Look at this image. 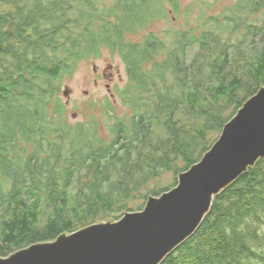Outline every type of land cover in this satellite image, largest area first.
I'll list each match as a JSON object with an SVG mask.
<instances>
[{
	"label": "trees",
	"instance_id": "1",
	"mask_svg": "<svg viewBox=\"0 0 264 264\" xmlns=\"http://www.w3.org/2000/svg\"><path fill=\"white\" fill-rule=\"evenodd\" d=\"M168 1L169 9L163 0H0V256L125 211L131 193L146 202L173 188L178 174L198 162L206 132L222 131L264 86V49L241 77L227 70L229 51L242 42L233 46L212 28L153 30L179 13L178 2ZM240 22L229 12L213 25L232 32ZM143 32L139 41L129 39ZM195 44L198 54L188 64ZM104 49L121 58L128 78L124 88L114 86L113 98L129 116L116 119L108 97L101 106L104 120H112L111 141L99 138L101 120L68 123L55 87L77 62L100 58ZM227 107L234 109L224 118ZM182 110L201 121L193 132L178 118ZM155 124L167 129V139H154ZM135 142L148 149V161L141 153L130 158ZM117 145L123 159L112 155ZM178 157L181 167L173 165ZM163 169L173 172L172 185L143 184ZM255 261L264 263V156L214 195L195 232L159 264Z\"/></svg>",
	"mask_w": 264,
	"mask_h": 264
},
{
	"label": "water",
	"instance_id": "2",
	"mask_svg": "<svg viewBox=\"0 0 264 264\" xmlns=\"http://www.w3.org/2000/svg\"><path fill=\"white\" fill-rule=\"evenodd\" d=\"M263 156L264 86L223 126L203 158L179 173L173 188L149 196L143 209L33 243L0 256V264H159L195 232L214 195Z\"/></svg>",
	"mask_w": 264,
	"mask_h": 264
},
{
	"label": "rangeland",
	"instance_id": "3",
	"mask_svg": "<svg viewBox=\"0 0 264 264\" xmlns=\"http://www.w3.org/2000/svg\"><path fill=\"white\" fill-rule=\"evenodd\" d=\"M166 9L171 8V4L168 0H163ZM178 2L179 13L175 15H169L166 20H160L157 22L152 29L159 30L165 28V26L175 27L176 29H189L193 28L196 33L202 32L203 30L213 29L216 33H219V37L222 40H229L231 45H236L237 42H242L239 47H233L229 51L230 65L227 70L230 74L237 76H245L250 72L248 70L252 56L258 55L264 49V0H174ZM191 7L190 12L186 14L187 8ZM238 9V10H237ZM253 9V10H252ZM231 12L233 15H237L241 18L239 26L232 32H227L219 24L213 25V22L220 18L222 20L225 13ZM228 22L224 21L226 26ZM223 30V31H222ZM226 33H232L231 39ZM143 33L137 35H131L129 39L133 41H139L142 39ZM199 45L195 44L187 52L186 60L189 64L193 57L198 54ZM112 66V78L107 79L101 77L103 71H108V66ZM96 68V70H95ZM128 78L124 69L123 61L117 55H112L108 49L102 50L100 58L80 60L75 64L72 72L65 73L60 80L55 84L58 92L57 97L61 100V103L66 114L67 122L74 124L75 122L88 123L92 119L97 121L101 120L102 125L99 129V138L103 141H111L112 136L109 130V124L112 120H104V115L101 112V106L106 97L110 98L113 106V113L116 119H121L124 115L129 116V109L125 104L122 103L121 99L116 96L114 99L109 94V90L114 91V86L125 87ZM107 84L109 86H107ZM69 90L67 95L63 92ZM244 94V93H243ZM242 96V95H241ZM225 107L227 105H224ZM234 107V106H233ZM233 107H227L224 109L222 116L229 117L232 114ZM72 113H76V117L72 116ZM178 118L187 124V129L193 132L195 127L201 123L191 117H189L184 110L178 113ZM193 123L197 124L194 125ZM155 140H165L169 137L167 129L163 125L155 124L152 127ZM220 132H214L208 130L206 132L207 141L201 140L204 143L202 150L197 152V160L200 161L205 153L203 149L205 146H212L215 141L220 137ZM134 150L132 151L131 159L137 156V153H141L142 157L146 161L149 160L148 149L142 147L139 143H134ZM117 150V152H116ZM137 151V152H136ZM113 156L123 159L124 149L117 145L114 150ZM140 156V155H139ZM128 162L129 160H125ZM115 162V161H114ZM117 168L124 166L123 162H115ZM174 166L181 167L183 160L178 157L173 163ZM145 167V163L143 164ZM84 170L80 184H84ZM174 182V174L170 170H161L160 176L156 179H149L145 183L146 187L153 188L154 186H167L169 187ZM6 186L5 188H8ZM68 191L69 198H74L76 195L75 184L71 185L66 189ZM131 193L125 200L127 207L125 211H140L139 208L145 205V199L136 197ZM125 211L112 212L108 216L99 215L98 220L95 223L115 221ZM45 224V218L42 217L37 223V227L41 228ZM94 224V223H93ZM254 264H264L255 261Z\"/></svg>",
	"mask_w": 264,
	"mask_h": 264
},
{
	"label": "flooded vegetation",
	"instance_id": "4",
	"mask_svg": "<svg viewBox=\"0 0 264 264\" xmlns=\"http://www.w3.org/2000/svg\"><path fill=\"white\" fill-rule=\"evenodd\" d=\"M107 69H108V71H103V72L101 73V77H103V78H107V79H111V78H112V75H113V73H112V69H113V68H112L111 65H109ZM95 70H96V68H95ZM107 86H109V85L107 84ZM109 94H110V96H111V94H113V96H114L113 90L111 91V89H110ZM113 96H112V97H113ZM72 114H74L75 117H76V113H72Z\"/></svg>",
	"mask_w": 264,
	"mask_h": 264
},
{
	"label": "bare ground",
	"instance_id": "5",
	"mask_svg": "<svg viewBox=\"0 0 264 264\" xmlns=\"http://www.w3.org/2000/svg\"><path fill=\"white\" fill-rule=\"evenodd\" d=\"M20 12H21V11H20ZM17 13H18V12H17ZM178 92H179V91H178ZM235 115H236V114H235ZM233 117H234V116H233ZM233 117H232V118H233ZM52 145H53V144H52ZM85 145H86V144H85ZM90 152H91V151H90ZM88 156H89V155H88ZM86 159H87V158H86ZM72 161H73V160H72ZM87 164H88V163H87ZM87 164H86V165H87ZM83 166H84V165H83ZM249 167H250V166H249ZM247 169H248V168H247ZM247 169H246V170H247ZM246 170H245V171H246ZM242 173H243V172H242ZM236 179H237V178H236ZM236 179H235V180H236ZM231 183H232V182H231ZM2 207H3V206H2ZM5 208H6V207H5ZM3 213H5V212H3ZM8 216H9V215H8Z\"/></svg>",
	"mask_w": 264,
	"mask_h": 264
}]
</instances>
